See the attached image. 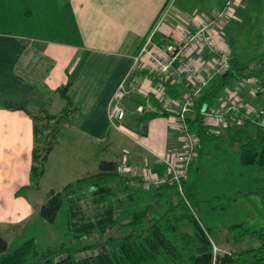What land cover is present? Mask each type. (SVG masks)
Returning a JSON list of instances; mask_svg holds the SVG:
<instances>
[{
  "label": "crops",
  "instance_id": "0c3cea01",
  "mask_svg": "<svg viewBox=\"0 0 264 264\" xmlns=\"http://www.w3.org/2000/svg\"><path fill=\"white\" fill-rule=\"evenodd\" d=\"M224 1L0 0V235L9 247L18 238L58 235L57 225L41 216L50 193L98 174L103 161L125 155L138 168L156 170L182 150L174 115L185 88L169 87L163 95L152 79L132 91L123 103L127 133H111L108 107L165 13L154 44L183 38ZM244 10L226 23L228 46L227 30L243 20ZM136 75L144 80L147 71ZM65 87L69 101L60 93ZM43 113L65 118L36 188L33 116ZM151 114L157 116L147 121ZM228 135L222 129L219 136Z\"/></svg>",
  "mask_w": 264,
  "mask_h": 264
},
{
  "label": "trees",
  "instance_id": "16d2710c",
  "mask_svg": "<svg viewBox=\"0 0 264 264\" xmlns=\"http://www.w3.org/2000/svg\"><path fill=\"white\" fill-rule=\"evenodd\" d=\"M231 66L227 75L207 88L188 117L190 129L199 139V147L204 142L221 138L203 126L201 114L205 106L214 104L223 89L235 79L251 75L248 65L234 57V53ZM68 89L65 87L60 93L69 101ZM156 116L148 115L146 120ZM33 120L32 183L39 188L55 146L57 126L62 120L49 113L33 116ZM228 131L230 144L239 145L241 163L264 170V130L248 123ZM195 162L189 175L194 171ZM164 168L159 165L156 170L163 175ZM141 179L123 177L117 171L116 162L103 161L98 174L68 185L61 193H50L41 210L42 218L56 224L60 230L58 220L66 206L64 236L70 235L72 241L86 244L76 250L77 253L67 243L39 252L36 239H30L11 251L0 235V264H264V228L253 232L243 225L232 226L230 229L237 242L254 235L260 247L218 253L209 230L195 213L197 187L190 183L189 177L184 182L183 194L170 185L144 190L137 185ZM96 237L106 239L101 247L94 241ZM100 248L102 253L97 252ZM80 252H94V255H77Z\"/></svg>",
  "mask_w": 264,
  "mask_h": 264
},
{
  "label": "built area",
  "instance_id": "2783aa9c",
  "mask_svg": "<svg viewBox=\"0 0 264 264\" xmlns=\"http://www.w3.org/2000/svg\"><path fill=\"white\" fill-rule=\"evenodd\" d=\"M240 1L225 0L212 16L203 18L196 30L188 31L181 39L154 44V35L168 15L165 13L135 58L128 78L114 93L108 107L109 122L114 130L127 133L123 126L127 119L123 103L132 91L143 90L146 81L152 79L156 80L163 95L169 87L185 88L176 103L174 115L182 150L172 152L162 160L165 173L161 175L149 166L139 169L128 161L127 156L117 162L121 176L142 178L137 183L138 187L148 191L170 185L183 194L184 182L188 180L190 168L199 153V139L191 131L188 117L207 88L232 69V50L225 41L224 29ZM207 56L209 60H206ZM138 70L147 71L144 80L136 75ZM151 110L156 112L154 108ZM138 112L144 113V107H140ZM201 117L203 126L212 135H220L222 129L228 131L248 123L264 130V82L253 75L235 79L223 89L214 104L205 106ZM135 140L140 142L137 138Z\"/></svg>",
  "mask_w": 264,
  "mask_h": 264
},
{
  "label": "rangeland",
  "instance_id": "374dc122",
  "mask_svg": "<svg viewBox=\"0 0 264 264\" xmlns=\"http://www.w3.org/2000/svg\"><path fill=\"white\" fill-rule=\"evenodd\" d=\"M243 6L246 8L243 20L233 23L227 30L228 44L232 57L234 53V57L248 65L251 75L264 82V0H241L234 11ZM60 119L62 120L61 117ZM110 131L118 135L114 129ZM126 141L132 144L129 140ZM199 148L200 152L194 171L189 175V181L197 187L195 213L209 230L216 244L215 251L225 253L259 248L260 241L257 236L245 237L237 242L235 233L230 228L243 225L253 232L264 228V170L244 166L239 155V145H231L227 136L204 142ZM124 153L126 151H123ZM128 161L130 162L129 157ZM65 211L66 206L58 220L60 230L57 229V238L54 235L53 239L46 241L45 238L35 237L39 252L53 250L63 243L69 244L71 250L76 252L86 244L72 241L70 235L64 236ZM98 239L99 237H96L94 241L101 247L106 239ZM26 241L28 238H18L15 244L11 243V251ZM97 252L102 253L103 250L100 248ZM77 255L91 256L94 252H80Z\"/></svg>",
  "mask_w": 264,
  "mask_h": 264
},
{
  "label": "water",
  "instance_id": "95a60500",
  "mask_svg": "<svg viewBox=\"0 0 264 264\" xmlns=\"http://www.w3.org/2000/svg\"><path fill=\"white\" fill-rule=\"evenodd\" d=\"M62 261H63V259H61ZM48 264H50V263H48Z\"/></svg>",
  "mask_w": 264,
  "mask_h": 264
}]
</instances>
